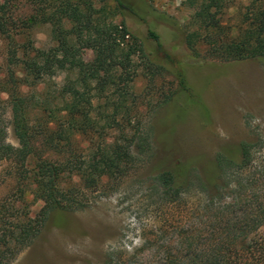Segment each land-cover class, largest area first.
I'll return each mask as SVG.
<instances>
[{"label": "rangeland", "instance_id": "1", "mask_svg": "<svg viewBox=\"0 0 264 264\" xmlns=\"http://www.w3.org/2000/svg\"><path fill=\"white\" fill-rule=\"evenodd\" d=\"M5 1V18L14 42L0 34L1 74L6 71L10 42L12 47L29 41L42 50L55 47L53 27L50 22L37 21V9L44 6L52 12L65 2L51 0L43 5L35 0ZM69 1L94 20L125 22L144 41L149 57L165 68L156 69L142 55H135L131 68L136 73L130 79L117 78L121 71L101 72L107 82L115 76L116 83L104 93L91 91V115L97 126L88 134H75L71 143L62 142L66 158L71 152L81 155L90 145L111 144L123 133L144 138L142 151L136 139L134 163L128 173L104 178L95 189L81 190L79 178L66 174L65 186H77L75 193L83 207L51 211L37 237L11 264H162L165 258H181L188 251V230L218 226L223 204L237 200L238 206L232 210L241 216L264 199V57L224 61L205 57L204 46L201 56L193 59L184 42L192 10L183 0H124L131 8L124 15L116 13L112 0ZM248 1L222 0L226 31L237 32L240 10ZM65 27L71 28L72 23L65 22ZM150 29L160 37L159 51L149 38ZM72 38L80 46L76 37ZM78 50L81 61L93 59L91 49ZM178 72L183 73L186 88ZM76 78L75 71L57 70L36 86L24 89L33 93L38 104L47 102L40 117L49 121L50 127L63 121L61 91ZM6 98L0 94V128L6 129L7 141L17 145L9 109L3 102ZM109 123L112 128L107 127ZM259 138L253 163L240 176L239 167H233L225 179L234 185L241 178L244 186L255 184L256 189L220 191L219 197L211 198L199 180L217 179L214 169L218 152L234 151L240 142ZM73 161L78 162L75 157ZM19 171L20 165L12 160L0 162V232L12 224L17 210L25 205L32 216L43 206L41 200L34 199V185L21 183ZM165 171L176 173L185 183L180 194L167 195L156 182L157 175ZM20 187L25 190L22 196Z\"/></svg>", "mask_w": 264, "mask_h": 264}, {"label": "trees", "instance_id": "2", "mask_svg": "<svg viewBox=\"0 0 264 264\" xmlns=\"http://www.w3.org/2000/svg\"><path fill=\"white\" fill-rule=\"evenodd\" d=\"M3 1L0 4V34L14 42L9 34L10 22L5 18L6 1ZM35 1L46 5L51 0ZM64 1L52 12H48L44 6H38L37 9V21L50 22L53 27L55 47L42 50L35 48L30 41L23 46L12 47L10 42L5 58L6 71L0 73V94L7 95L3 102L9 109V123L17 140V145L8 142L6 129L0 128V162L12 160L19 164L21 183L26 181L25 187L32 183L34 199L43 202L42 208L34 216L30 215L27 205L21 211L17 210L12 224L0 232V264H11L31 244L51 211L83 207L75 193L77 186H65L66 174L71 177L74 174L79 178L81 190L95 189L104 178L125 176L128 173L134 163L132 147L136 139L140 141L137 145L139 152L142 151L144 138L123 133L111 144L104 142L97 146L90 145L81 155L71 152L70 156L78 161L76 163L73 158H66L62 142L71 143L75 134H88L97 126L91 115L94 95L91 91L104 93L111 84L116 83L115 76L107 82L101 72L105 69L121 71L117 78L130 79L136 73V69L131 68L135 55H142L156 69L165 68L158 60L149 57L144 41L125 22L102 23L94 20L90 13L83 12L79 5ZM112 1L116 13L124 15L131 10L124 0ZM183 1L192 10L184 42L193 59L201 56L200 49L204 46L205 57L224 61L264 57V0H249L241 8L237 32L234 34L230 30L226 31L227 27L222 23L225 9L222 0ZM65 22L72 23V27L66 29ZM148 35L158 51L161 50L159 35L152 29ZM73 36L80 46L73 42ZM80 47L91 49L94 52L93 59L81 61L77 57ZM63 69L75 71L77 78L62 88L65 113L63 121L57 122L53 128L49 121L42 118L47 102L38 104L33 93H26L24 89L36 86L45 77L53 76L57 70ZM177 77L182 87L186 88L183 73L178 72ZM120 105H123L122 102ZM114 117L115 114L112 118L115 122ZM107 127L112 128V124L109 123ZM259 140L242 141L234 151L218 152L214 169L218 180L214 177L199 180L201 186L210 192L211 198L219 197L220 191L225 194L227 190L234 193L250 186L255 188V184L244 186L241 178L234 185L231 180L225 179L233 167H239L237 173L240 176L243 169L253 163V149ZM58 156L63 157V160ZM156 182L170 196L180 194L185 184L176 173L169 171L158 174ZM24 191V187H20V196ZM234 202L236 204L221 206V212L224 213L221 221L217 222L218 226L188 230V251L185 255L176 259L165 258L161 263L264 264V199H259L254 208H248L241 216L234 214L232 209L238 206L237 200Z\"/></svg>", "mask_w": 264, "mask_h": 264}]
</instances>
